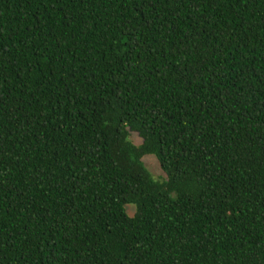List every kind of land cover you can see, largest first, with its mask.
<instances>
[{"label": "trees", "instance_id": "obj_1", "mask_svg": "<svg viewBox=\"0 0 264 264\" xmlns=\"http://www.w3.org/2000/svg\"><path fill=\"white\" fill-rule=\"evenodd\" d=\"M0 264H264V0H0Z\"/></svg>", "mask_w": 264, "mask_h": 264}, {"label": "rangeland", "instance_id": "obj_2", "mask_svg": "<svg viewBox=\"0 0 264 264\" xmlns=\"http://www.w3.org/2000/svg\"><path fill=\"white\" fill-rule=\"evenodd\" d=\"M129 139L135 144H140L142 141V138L135 131L129 132ZM142 161L145 167L147 168V170L149 171L150 175L153 177V179L160 182L165 180L166 174L161 168L159 161L157 160L155 155L145 154L142 156ZM126 210L129 214H133L134 212L133 204L126 205Z\"/></svg>", "mask_w": 264, "mask_h": 264}]
</instances>
